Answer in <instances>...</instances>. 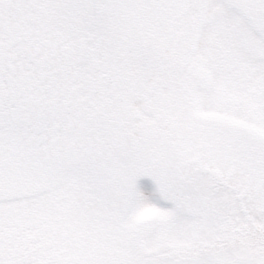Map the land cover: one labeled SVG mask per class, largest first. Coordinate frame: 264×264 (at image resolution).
<instances>
[{
	"label": "snow or ice",
	"instance_id": "6c2138e0",
	"mask_svg": "<svg viewBox=\"0 0 264 264\" xmlns=\"http://www.w3.org/2000/svg\"><path fill=\"white\" fill-rule=\"evenodd\" d=\"M0 264H264V0H0Z\"/></svg>",
	"mask_w": 264,
	"mask_h": 264
},
{
	"label": "flooded vegetation",
	"instance_id": "af4514ba",
	"mask_svg": "<svg viewBox=\"0 0 264 264\" xmlns=\"http://www.w3.org/2000/svg\"><path fill=\"white\" fill-rule=\"evenodd\" d=\"M147 180H149L148 178H143L142 180H141V183L143 184V183H145V184H148V181Z\"/></svg>",
	"mask_w": 264,
	"mask_h": 264
},
{
	"label": "rangeland",
	"instance_id": "374dc122",
	"mask_svg": "<svg viewBox=\"0 0 264 264\" xmlns=\"http://www.w3.org/2000/svg\"><path fill=\"white\" fill-rule=\"evenodd\" d=\"M148 181V184H150L151 183V181L150 180H147ZM143 184H145V183H143Z\"/></svg>",
	"mask_w": 264,
	"mask_h": 264
}]
</instances>
